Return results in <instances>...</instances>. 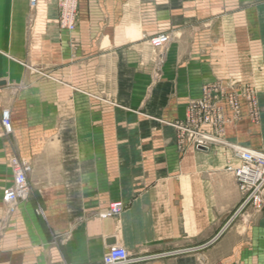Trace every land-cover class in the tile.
I'll use <instances>...</instances> for the list:
<instances>
[{"label": "crops", "instance_id": "obj_1", "mask_svg": "<svg viewBox=\"0 0 264 264\" xmlns=\"http://www.w3.org/2000/svg\"><path fill=\"white\" fill-rule=\"evenodd\" d=\"M59 15L57 0H0V264H100L111 247L154 257L139 264H264V208L236 216L228 171V145L264 152V0H79L73 32ZM215 84L253 86L259 123L217 97L222 141L180 149L175 125ZM12 157L31 172L10 217Z\"/></svg>", "mask_w": 264, "mask_h": 264}, {"label": "built area", "instance_id": "obj_2", "mask_svg": "<svg viewBox=\"0 0 264 264\" xmlns=\"http://www.w3.org/2000/svg\"><path fill=\"white\" fill-rule=\"evenodd\" d=\"M79 0H58L60 11L59 26L63 30L73 32L76 28V15ZM31 8H35L37 0H30ZM171 42L167 34L159 35L150 40V45L155 50L166 48ZM217 97L232 108L234 116H241L242 107H246L252 121L259 119V104L257 91L253 86L246 85L243 88L226 92L219 84L206 85L200 100L188 107L187 119L177 128V143L180 149L190 144L197 149L210 148L213 143H219L218 134L222 131L224 122L222 109L217 104ZM1 125L5 133L13 131V123L9 110H4L1 116ZM208 129L214 132H208ZM233 156L239 161V165L229 166L228 171L243 194V202L236 214L240 215L247 209L262 211L264 208V152L248 149L238 145H228ZM13 172V185L5 192L3 202L11 213L16 211V206L26 201L30 194L28 174L31 167L22 163L18 157H12L9 161ZM125 205L122 202L113 203L109 210L100 215L101 219L119 216ZM37 213L43 214L42 209ZM154 257H131L123 247H112L104 255L100 264H139Z\"/></svg>", "mask_w": 264, "mask_h": 264}, {"label": "rangeland", "instance_id": "obj_3", "mask_svg": "<svg viewBox=\"0 0 264 264\" xmlns=\"http://www.w3.org/2000/svg\"><path fill=\"white\" fill-rule=\"evenodd\" d=\"M57 2H58V0H57ZM78 6H79V2H78ZM59 7V6H58ZM60 12V11H59ZM77 16H78V8H77V15H76V26H77ZM59 17H60V15H59ZM61 28V27H60ZM62 29V28H61ZM76 29V28H75ZM66 31H68V30H66ZM70 32V31H69ZM151 40V39H150ZM150 42V41H149ZM152 47V46H151ZM165 49V48H164ZM155 50V49H154ZM161 50H163V49H161ZM155 51H158V50H155ZM202 95H203V91H202ZM201 99V98H200ZM199 99V100H200ZM230 107V106H229ZM221 108V107H220ZM231 108V107H230ZM222 109V108H221ZM231 110H232V108H231ZM246 111V114L248 115V111H247V108L246 107H242V110H241V113L243 112V111ZM223 112V111H222ZM233 112V111H232ZM187 114H188V111H187ZM233 115H234V112H233ZM260 115H261V109H260V107H259V119L257 120V121H252L251 120V118L249 117V115H248V117L250 118V120H251V122L252 123H254V124H258L259 123V120H260ZM223 117H224V115H223ZM241 117V116H240ZM239 117V118H240ZM234 118L235 119H239V118H236L235 116H234ZM187 119V118H186ZM225 124H226V121H225V119H224V122H223V124H222V131H220L219 132V134H218V140L219 141H222V138H221V134L223 133V130H224V127H225ZM212 132H214V130H212ZM211 132V133H212ZM7 134V133H6ZM11 134V133H10ZM214 144H216V143H213V144H211V145H214ZM210 145V146H211ZM195 147V146H194ZM196 148V147H195ZM19 159V158H18ZM20 160V159H19ZM21 161V160H20ZM22 162V161H21ZM23 163V162H22ZM12 170V169H11ZM13 173V172H12ZM25 202V201H24ZM19 205V204H18ZM18 205L16 206V208L18 207ZM6 211H7V214H8V216H12L14 213H11L10 211H9V208L8 207H6ZM10 220V219H9ZM10 224V222H7V225H9ZM112 248V247H111ZM110 249V248H109ZM109 249H108V251H109ZM107 251V252H108Z\"/></svg>", "mask_w": 264, "mask_h": 264}, {"label": "water", "instance_id": "obj_4", "mask_svg": "<svg viewBox=\"0 0 264 264\" xmlns=\"http://www.w3.org/2000/svg\"><path fill=\"white\" fill-rule=\"evenodd\" d=\"M204 150H206V149H204Z\"/></svg>", "mask_w": 264, "mask_h": 264}]
</instances>
